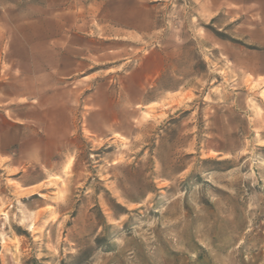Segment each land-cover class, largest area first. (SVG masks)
Masks as SVG:
<instances>
[{
    "label": "rangeland",
    "instance_id": "rangeland-1",
    "mask_svg": "<svg viewBox=\"0 0 264 264\" xmlns=\"http://www.w3.org/2000/svg\"><path fill=\"white\" fill-rule=\"evenodd\" d=\"M264 0H0V264H264Z\"/></svg>",
    "mask_w": 264,
    "mask_h": 264
},
{
    "label": "crops",
    "instance_id": "crops-1",
    "mask_svg": "<svg viewBox=\"0 0 264 264\" xmlns=\"http://www.w3.org/2000/svg\"><path fill=\"white\" fill-rule=\"evenodd\" d=\"M261 8H262V9L264 8V4H261ZM261 19H262V23H264V14L261 15ZM263 45H264V43H263ZM262 76L264 77V73H263Z\"/></svg>",
    "mask_w": 264,
    "mask_h": 264
}]
</instances>
